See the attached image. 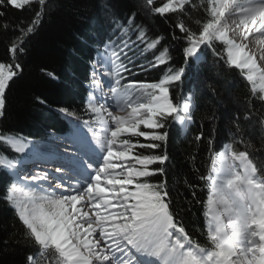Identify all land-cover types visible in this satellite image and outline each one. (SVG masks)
<instances>
[{"label": "snow or ice", "instance_id": "snow-or-ice-1", "mask_svg": "<svg viewBox=\"0 0 264 264\" xmlns=\"http://www.w3.org/2000/svg\"><path fill=\"white\" fill-rule=\"evenodd\" d=\"M34 3L39 8L27 24L6 19L4 9L23 11ZM49 7L50 0H0V31L14 33L11 62H0V119L6 118L7 90L23 72L27 40ZM100 11L108 28L91 64L83 114L58 109L75 121L70 133L53 135L45 145L0 132V203L19 229L14 238L25 250L22 264H264V170L254 156L264 153V135L257 145L248 132L264 133V64L248 51L250 38L264 44V0H136L126 14L103 0ZM142 12L170 24L171 40L181 42L179 67L171 66L165 37L150 36L137 22ZM205 52L222 68L237 70L248 90L236 101L243 111L231 118L230 142L213 152L199 177L208 193L197 201L206 220L201 244L173 210L167 180L152 177L165 175L169 156L156 150L166 145L168 126L194 120L195 93L179 103L172 89ZM137 54H150L148 67L166 66L158 81L127 79L137 67L147 71ZM209 91L220 96L214 85ZM202 118L213 125L212 151L217 114ZM204 139L201 131L194 143ZM29 162L50 164L52 171L26 172Z\"/></svg>", "mask_w": 264, "mask_h": 264}, {"label": "trees", "instance_id": "trees-1", "mask_svg": "<svg viewBox=\"0 0 264 264\" xmlns=\"http://www.w3.org/2000/svg\"><path fill=\"white\" fill-rule=\"evenodd\" d=\"M113 2L121 14H126L136 4V0ZM102 4L103 0H50L49 10L36 32L27 40V54L20 58L23 72L7 90L6 118L0 119V132L20 134L33 142L47 141L53 135L70 133L75 121L63 116L58 109L68 107L83 114L91 64L96 57L99 41L104 38L108 28L100 11ZM38 8L39 5L34 3L23 11L11 8L4 11L10 24H27ZM193 15L198 13L193 10ZM137 22L146 25L150 36L155 34L165 37L164 43L169 48L172 67H179L183 63L181 42L171 40L170 24L164 23L159 17L145 16L143 12ZM13 37L12 31H0V62H11L7 49ZM147 55L151 59L150 54ZM149 59H144V64ZM165 68L140 69L136 80L156 82L164 74ZM43 70L55 73L57 79L48 78ZM209 85L216 87L219 97L209 91ZM247 90L237 70L222 68L208 52H205L199 64L189 67L183 84L172 89V95L179 103L183 102L182 97L195 93L194 120L184 133L175 123L168 126L167 143L156 150L158 154L166 151L169 156L163 165L165 175L152 177V182L167 180L173 210L178 213V219L193 239L201 244L205 243L206 220L203 205L197 201H205L208 193L199 177L207 174L213 152L222 150L223 145L230 142L228 127L231 118L237 111H243L236 101ZM37 98L44 103H40ZM257 109H260L259 104ZM209 112L217 114L212 151L209 150L208 135L213 125L202 118ZM201 131L205 139L194 143V137ZM248 132L252 142L259 145L264 133L252 127H249ZM140 140L146 142L143 138ZM193 156L195 159H192ZM254 156L257 165L264 170V153H254ZM193 191L196 193L195 198L192 196ZM15 225L11 211L0 203V264H22L25 250L16 243L14 234L19 229Z\"/></svg>", "mask_w": 264, "mask_h": 264}, {"label": "bare ground", "instance_id": "bare-ground-1", "mask_svg": "<svg viewBox=\"0 0 264 264\" xmlns=\"http://www.w3.org/2000/svg\"><path fill=\"white\" fill-rule=\"evenodd\" d=\"M230 35H236L235 33H230ZM248 51L252 54V55H254L255 57H256V59H257V63L258 64H264V60H261L260 58L262 57V56H264V44H262V43H259V42H257L255 39H251L250 38V44H249V49H248ZM104 80H105V82H106V78H104ZM105 91H107V88L105 87V89H104ZM49 143H52V142H49ZM49 143H47V144H49ZM29 163H31V162H29ZM29 163H27L24 167H25V169H26V172H35V171H39L40 170V168L42 167L45 171H52V165H50V164H47V165H42V166H39V167H36V168H34V166H33V164L31 163V167H32V169H33V171H30V168L31 167H29V166H27ZM49 166V167H48Z\"/></svg>", "mask_w": 264, "mask_h": 264}, {"label": "rangeland", "instance_id": "rangeland-1", "mask_svg": "<svg viewBox=\"0 0 264 264\" xmlns=\"http://www.w3.org/2000/svg\"><path fill=\"white\" fill-rule=\"evenodd\" d=\"M139 54H137V60L139 59ZM148 69V68H147ZM148 70H150V69H148ZM134 71L136 72V69H134ZM136 75H130V76H127V79L128 80H132L134 77H135ZM49 142H52L53 143V141L52 140H50V141H44V142H40V144H47V143H49Z\"/></svg>", "mask_w": 264, "mask_h": 264}]
</instances>
